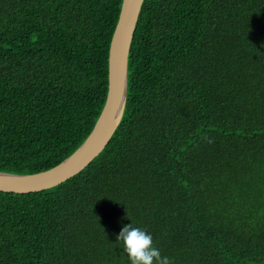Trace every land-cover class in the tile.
Returning <instances> with one entry per match:
<instances>
[{
    "label": "trees",
    "instance_id": "16d2710c",
    "mask_svg": "<svg viewBox=\"0 0 264 264\" xmlns=\"http://www.w3.org/2000/svg\"><path fill=\"white\" fill-rule=\"evenodd\" d=\"M122 2L0 0V172L90 135ZM131 223L172 264H264V0H145L121 125L65 183L0 192V264H130Z\"/></svg>",
    "mask_w": 264,
    "mask_h": 264
},
{
    "label": "water",
    "instance_id": "95a60500",
    "mask_svg": "<svg viewBox=\"0 0 264 264\" xmlns=\"http://www.w3.org/2000/svg\"><path fill=\"white\" fill-rule=\"evenodd\" d=\"M144 2H122L110 45L107 99L87 139L71 156L47 171L28 175L0 172V192L31 194L53 189L80 174L106 149L125 114L129 54Z\"/></svg>",
    "mask_w": 264,
    "mask_h": 264
},
{
    "label": "clouds",
    "instance_id": "9594fccd",
    "mask_svg": "<svg viewBox=\"0 0 264 264\" xmlns=\"http://www.w3.org/2000/svg\"><path fill=\"white\" fill-rule=\"evenodd\" d=\"M126 218L129 219L128 215ZM116 241L127 254L130 264H172L169 257L163 256L154 246L152 235L132 223L122 227Z\"/></svg>",
    "mask_w": 264,
    "mask_h": 264
}]
</instances>
